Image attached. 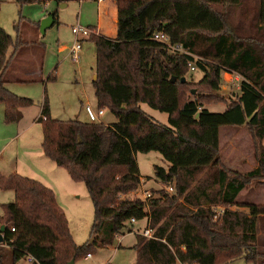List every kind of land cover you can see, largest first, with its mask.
Masks as SVG:
<instances>
[{
    "label": "trees",
    "instance_id": "obj_1",
    "mask_svg": "<svg viewBox=\"0 0 264 264\" xmlns=\"http://www.w3.org/2000/svg\"><path fill=\"white\" fill-rule=\"evenodd\" d=\"M46 1L71 0H14L20 7ZM115 2V38H88L95 50L97 110L106 109L115 121L54 120L46 98L37 119L43 156L86 189L93 206L89 240L81 246L73 243L50 188L18 174H0V190L14 194L13 202L0 206V227H5L0 264H21L27 257L32 264L75 263L94 247L110 246L116 236L130 233V219H145L151 231V238L135 235L134 264H227L238 258L264 264V249L255 244V222L264 217V204L238 201L241 192L264 180V38L256 32L243 40L224 31L225 8L238 7L240 0ZM252 20L256 31L264 28V0H257ZM24 24L39 30V23L21 17L14 25L16 40L0 28V103L6 122L18 121L19 109L31 105L9 92L5 80L15 54L27 45L19 39ZM200 43L206 47L199 49ZM174 45L182 52L173 50ZM191 54L201 59L193 60ZM188 64L202 73L199 85L213 91L222 72L240 76L236 99L221 113H209L204 108L208 103L196 97L182 100L189 84L185 73L193 72ZM139 104L166 114L167 125L148 118ZM242 126L254 137L255 167L243 173L225 170L217 154V130ZM148 152L168 164L166 169L153 166V177L164 189L173 182L174 192L127 199L140 186L134 156ZM205 168L212 172L195 180ZM213 206L224 207L216 218Z\"/></svg>",
    "mask_w": 264,
    "mask_h": 264
},
{
    "label": "rangeland",
    "instance_id": "obj_2",
    "mask_svg": "<svg viewBox=\"0 0 264 264\" xmlns=\"http://www.w3.org/2000/svg\"><path fill=\"white\" fill-rule=\"evenodd\" d=\"M62 4L46 1L20 7L14 0H0V28L13 40H16L17 37L14 25L19 17L27 22L39 23L47 15L56 13L57 16V24L47 29L43 36H40L44 50L43 74L41 77L43 82L6 83L9 92L19 98L29 99L31 105L19 109L21 118L18 121L6 122L4 119L5 107L3 103H0V174H18L36 180L45 186L48 184L47 187L54 190L58 205L64 212L73 243L76 246H81L89 240V231L93 220V206L84 185L70 180L63 168L57 167L43 156L41 150L42 130L40 124L35 122V118L40 116L45 98L50 117L54 120L89 122L83 105L88 102L93 109H97L92 86L95 75L93 43L88 39L81 43L82 50L77 60H74L72 56H68V50L74 42L71 26H76V18L80 11L82 23L78 24L79 26L84 27L87 24L86 22H92L96 15V3L89 0H81V3H78L75 0L70 2L67 7H62ZM80 5H82V8ZM256 5L257 0H240L238 7H226L228 24L224 31L230 30L235 36L243 40L255 37L256 32H258V38L260 36L264 38V28L256 31L253 25L252 19L255 15ZM19 39H21V36ZM61 46H64L65 49L59 51ZM198 46L200 49L206 47V44L200 43ZM190 56L193 60L201 59L196 55L191 54ZM185 77L189 79V84L184 88L185 91L182 90V100L196 97L197 101L207 102L208 104H205L204 108L209 113L223 112L228 104L236 99L239 82L241 81L240 76L235 73L222 72L218 89L213 91L199 85L202 77L200 71L196 69L191 73L186 71ZM190 90L193 91V94H190ZM139 108L154 122L167 125L166 114L152 110L145 104H139ZM114 121L112 114L104 109L99 122L108 125ZM253 138L244 126L224 127L220 131L217 130V154L221 167L239 173L253 169L255 167ZM258 143L262 146V140ZM224 156L228 159H225ZM134 158L140 178V186L136 191L126 194L127 199L139 198L145 200L143 199L145 193L150 195L149 199H154L161 195L160 190L165 194L168 193V195L173 194V189L171 192L166 191L153 177V166L163 169L168 166L158 153H136ZM206 171L205 168L202 171L203 174L197 175L195 180L203 181L206 174L212 172ZM169 186L173 188V182ZM13 200L14 194L12 191L0 190V206L11 203ZM238 201L264 204V180L259 183L258 187H252L251 189L249 187L248 190L241 192ZM210 209L220 212L224 207L213 206ZM230 209L234 210L236 208L231 207ZM256 219L260 221L263 218L258 217ZM260 223L264 225V221H260ZM142 225L143 221L138 224V227H142ZM140 230L141 228L132 227L130 233L116 236L110 246L94 247L93 251H89L91 258H79L74 264H134L135 250L133 246L136 243L135 235L141 236ZM255 244L257 248L264 249L260 248L261 245H264V242L259 240L256 242L255 240ZM69 261L67 260L65 264ZM20 263L25 264L24 261ZM227 264L252 263L245 261L243 258H238Z\"/></svg>",
    "mask_w": 264,
    "mask_h": 264
},
{
    "label": "crops",
    "instance_id": "obj_3",
    "mask_svg": "<svg viewBox=\"0 0 264 264\" xmlns=\"http://www.w3.org/2000/svg\"><path fill=\"white\" fill-rule=\"evenodd\" d=\"M73 1L75 0H71L67 2L64 7H67V5ZM76 1H78V3H81V0H76ZM89 1L96 3V15H95V19L92 22H86L87 24L84 27L91 30L93 34L103 36L109 39H114L116 36V18H117L115 0H100L99 2L92 1V0H89ZM80 7L82 8V5H80ZM76 19H77L76 25L78 24L80 25L82 23L81 11L77 15ZM72 27L74 26H71V28ZM20 36H21V40L27 43V45L21 47L15 54V57L5 75L6 83L7 82L26 83V82H33V81L43 82L41 77L43 74V62H44L43 51L44 50H43V47L39 45L40 43H42L40 40L41 35L39 34L38 29H36L34 26L29 25V24H24L21 26ZM85 40L86 39L81 40L80 44ZM63 49H65V47L61 46L59 48V51H62ZM69 50H68V56H71ZM81 50H82V45H81V49L79 53L81 52ZM79 53H78V56H79ZM85 105L91 106L88 102H86L83 106ZM38 117L35 118L36 123H37ZM101 117L102 116H100L99 119ZM98 123L100 122L98 121ZM220 130L221 128L218 129V131ZM224 157L225 159H228L226 156ZM46 185L49 186L48 184ZM51 190L54 192L53 189ZM55 197L57 201L56 194H55ZM262 218L263 219H260V221H264V217ZM142 221H143L142 227H138V224ZM258 221L259 220L256 219L255 240L256 242L258 240L260 242H264V238H262L264 236V228H263L264 225H262L261 223L259 224L260 221L259 222ZM146 225H147V221L143 219L141 221H135L133 224H131V228L132 227H135V228L137 227L139 229L141 228L140 230L141 232L143 229L147 228ZM260 248H264V245H261Z\"/></svg>",
    "mask_w": 264,
    "mask_h": 264
},
{
    "label": "built area",
    "instance_id": "obj_4",
    "mask_svg": "<svg viewBox=\"0 0 264 264\" xmlns=\"http://www.w3.org/2000/svg\"><path fill=\"white\" fill-rule=\"evenodd\" d=\"M100 0H97V2H99ZM71 33L72 35L74 36L75 40H74V43L73 45L71 46L69 52H70V55L72 56V58L74 60H77L78 59V53L81 49V40H84V39H88L90 35H92V31L89 30L88 28H85V27H81L79 25H76L74 27L71 28ZM153 39H156V40H161L162 42H165L166 39L163 37V36H157V35H154L153 36ZM173 50L177 51V52H182L180 46L178 45H174L172 47ZM188 67H189V70L190 71H193V67L191 65L188 64ZM84 112L88 118V121L91 122V123H98V119L100 116L103 115V109H93L91 106L89 105H85L84 106ZM263 146H264V135H263ZM166 191L168 192H171V188L170 187H167L165 188ZM149 195L148 193H145L144 194V197L143 199H146L148 198ZM222 211V210H221ZM218 211H214V217L218 216L219 213ZM135 221L133 219H130L129 220V223L130 224H133ZM11 231H14V229L12 228ZM140 235L145 237V238H151V231L149 229H143L141 232H140ZM85 258H91V255L88 254ZM25 264H32L34 262V260L31 258V257H27L25 260H24Z\"/></svg>",
    "mask_w": 264,
    "mask_h": 264
},
{
    "label": "water",
    "instance_id": "obj_5",
    "mask_svg": "<svg viewBox=\"0 0 264 264\" xmlns=\"http://www.w3.org/2000/svg\"><path fill=\"white\" fill-rule=\"evenodd\" d=\"M65 4H62V7H64ZM54 24V16L52 14L50 15H47L46 17H44L40 22H39V34L41 36H43L45 34V31L47 29H49L50 27H52ZM93 79H96V76H94ZM174 77H171L170 78V82H174ZM184 82V78H181L180 79V83H183ZM193 93V91H191V94ZM5 231V227L4 226H1L0 227V244L3 243V233ZM68 264H74V261L71 260Z\"/></svg>",
    "mask_w": 264,
    "mask_h": 264
}]
</instances>
